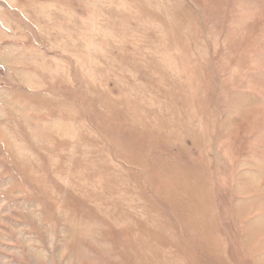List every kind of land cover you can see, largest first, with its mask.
Wrapping results in <instances>:
<instances>
[{
    "label": "rangeland",
    "instance_id": "374dc122",
    "mask_svg": "<svg viewBox=\"0 0 264 264\" xmlns=\"http://www.w3.org/2000/svg\"><path fill=\"white\" fill-rule=\"evenodd\" d=\"M261 195L264 0H0V264H219L176 251V200L218 218L219 260L264 264L242 239Z\"/></svg>",
    "mask_w": 264,
    "mask_h": 264
},
{
    "label": "bare ground",
    "instance_id": "6f19581e",
    "mask_svg": "<svg viewBox=\"0 0 264 264\" xmlns=\"http://www.w3.org/2000/svg\"><path fill=\"white\" fill-rule=\"evenodd\" d=\"M134 161H136V160H134ZM143 162L144 163H148V162L152 163L153 161H152V159L148 158V160L143 159ZM138 163L142 164V161L138 159ZM156 163H157L156 164L157 166H153L151 168L152 170H150V179L153 180V182L155 184L159 185L158 187H156V192H158V194L161 196H163V193L169 192L172 195L170 198H168L169 200L172 197H173V200L178 198V197H182L180 194L183 191L188 190L187 183H183V185H182L181 180L177 179L175 177V175L177 177H183L184 176L182 169H181L182 165H179L178 169H176V167L174 169L173 166L168 164L163 159L157 160ZM194 169H195L194 167L189 168L188 170H190V171L187 174L189 176H191V173L194 171ZM153 170H156L158 172L156 177H153L151 174V172H153ZM104 171H105V173H106V171H108L106 166H104L103 168H99L95 174H100V173H103ZM175 171H177V172H175ZM166 179H168V180H166ZM110 183H111V181L110 182L107 181L106 185L105 184L102 185V190L109 191L110 190ZM83 189H84V186L79 191L86 193V191H83ZM200 191H202V187H200ZM244 192L246 194H248L251 191L249 189H244ZM109 194H110V197L113 196V193H109ZM97 196H101V195H97ZM97 196L95 194H92V197H97ZM261 197H262V195L259 196L258 198H261ZM261 199L264 201L263 198H261ZM178 201L179 200L172 202L174 205V209L179 211V216L181 217L183 226L185 227V228H183L184 229L183 232H184L186 237H189L190 239L192 237V239H191L192 242L183 243L182 241L178 240L177 241L178 247L176 248V251H178L180 253V255L184 258H187V257H194L195 258V251L194 250L200 249V251H201L200 253L206 252L207 255L212 254V256H215L216 259L218 260L219 264H229L226 259L225 260H219L217 258V257H221L224 254V250H225V242L222 239V232L220 230L218 218L214 215L215 217L213 218L214 219L213 222H215V224H214V226L210 227L208 222H207L206 215L203 214L201 218L205 220L204 223L195 224L194 227H192L188 223H186L185 219L188 216L197 217L199 214H195L193 212V209L191 210L190 207L187 205L177 204ZM212 208L214 209V205ZM263 219H264V217H260L258 219H252V222L250 221L251 223L250 222L245 223V226L243 224V228L245 227V231L242 233L243 234L242 239L244 238V240L246 241L245 245H248V246L252 245L251 247L252 248L254 247V249H257V250L261 249L260 246H257V242L262 240L261 237H264V227L262 225L259 226L257 224ZM86 224L89 225V223H86ZM189 226L191 227V229L193 228L192 231H191V229H189ZM144 231H146V229ZM151 234L153 237H155V239L157 241L158 235H154L153 233H151ZM219 239L222 242L218 241ZM148 245H149V243L147 241L141 242V246H140L137 239H130V241L128 242L127 245H125L124 248H125V250L131 252V258L132 259L142 261L145 254H141L140 250L145 249L146 246H148ZM259 245L264 246V244H259ZM153 255H156V254L154 253ZM160 259H162V258H159V262L161 261ZM170 259L169 258L163 259L162 264H167ZM169 262H171V261H169ZM189 263L200 264V260L197 256L196 259L189 261Z\"/></svg>",
    "mask_w": 264,
    "mask_h": 264
}]
</instances>
